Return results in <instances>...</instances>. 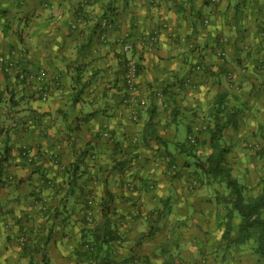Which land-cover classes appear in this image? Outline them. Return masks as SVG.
Listing matches in <instances>:
<instances>
[{"label":"crops","instance_id":"1","mask_svg":"<svg viewBox=\"0 0 264 264\" xmlns=\"http://www.w3.org/2000/svg\"><path fill=\"white\" fill-rule=\"evenodd\" d=\"M155 31L159 43L148 45ZM263 32L264 0H0V56L28 55L33 69L48 71L43 86L0 71V264H45L44 257L49 264H89L78 256L82 231L94 226L85 224L89 212L99 221L106 188L121 236L109 264H174L177 257L185 264H261L255 240H224L226 210L216 198L227 189L203 179L196 166L212 152L208 135H200L194 153L178 140L181 126L187 136L192 127L213 126L222 99L229 125L221 142L231 149L233 176L248 200L261 194ZM127 42L141 65L130 103L131 55L121 51ZM150 110L160 140L148 147L142 136ZM162 153L177 165L176 176L155 163ZM134 156L130 191L116 164ZM72 166L78 179L64 208L71 180L65 168ZM164 204L167 215L146 236L150 215ZM240 223L235 217L234 239ZM26 240L33 251L24 250Z\"/></svg>","mask_w":264,"mask_h":264},{"label":"trees","instance_id":"2","mask_svg":"<svg viewBox=\"0 0 264 264\" xmlns=\"http://www.w3.org/2000/svg\"><path fill=\"white\" fill-rule=\"evenodd\" d=\"M209 1L212 3V0ZM138 70L140 75V62H138ZM213 110V126H211L210 124H206L203 131H201L197 137V146H191L188 143V137L192 133L194 127L188 130L189 134L187 136L186 142L181 146L186 150V152L191 151L192 153H194L199 147L200 135L202 133H206L208 135L212 152L204 160L198 158L196 166L197 169L200 171V176H202L203 179H206L209 183L221 184L227 189L226 194L218 195L216 198L218 206L224 207V209L226 210V231L224 234V240L226 241L228 246H240L248 243L251 240H255L257 244L255 253L259 254L262 258H264V189L261 194L254 199L248 200L245 197L246 188L242 184H240L236 178H234L233 170L228 160L229 155L231 153V149L228 146H224L221 142L223 134L229 125V122L223 121L221 116V114H223V112L225 111L224 101L220 99L217 102L216 106H214ZM154 118L155 112L153 110H150V119L146 124L144 134L142 136V143L144 144V146L150 147V142L152 140H160L156 133ZM162 156H165L168 160L169 167L165 168L168 169L169 172L170 167L175 165V162L171 160L166 153L157 155L155 161L160 159ZM135 157L136 156H134L133 158L126 159L124 161L117 162L116 168L122 169L121 171L124 179H126L125 170H127V168L134 163ZM65 170L71 173V180H69L68 183V193H66V195L62 199V205L64 206V208L66 207L68 198L72 196L75 192V190L73 189L75 188L76 181L78 179L76 177V171L78 170L77 166L65 168ZM176 174L173 175V177L176 176ZM150 187H152V185ZM113 201L114 196L106 188L101 203L99 221L95 224L93 223L94 226L92 225V228H84L82 231V244L80 249L81 251L79 252L78 256L82 258L83 261H85L86 263H114L115 259L110 254V248L112 246V243L121 240V236L113 219ZM168 208L169 204H164L160 210L155 211L150 215L151 220L155 221L153 222L152 230L146 236L149 237L152 234L155 224H157V222H159L162 218L167 215ZM235 217H238L241 220V223L239 225L240 236L234 239L232 232L233 221ZM85 224L86 226H91L88 225L87 221ZM50 234L51 230H49V235ZM49 238L50 236H48L44 244H47L49 242ZM30 244L31 243L26 240L23 243L24 250L33 251L31 250L32 248L30 247ZM119 261L120 262L118 264H131L133 258H128ZM44 263L49 264L46 257H44ZM181 263L182 261H180L178 257L174 259V264Z\"/></svg>","mask_w":264,"mask_h":264},{"label":"built area","instance_id":"3","mask_svg":"<svg viewBox=\"0 0 264 264\" xmlns=\"http://www.w3.org/2000/svg\"><path fill=\"white\" fill-rule=\"evenodd\" d=\"M218 0H212V3H217ZM207 23V22H206ZM159 31L153 32L150 37L147 39V44L151 46H155L159 43ZM102 40H105V35L102 37ZM133 45L130 42L124 43L122 45V53L126 55H131L130 57H127L125 59V71H126V76H125V85L127 89V94H128V103L132 102V100L135 98L137 92H138V76H139V70H138V61L132 57L133 53ZM220 55H222L220 53ZM24 61H21L20 59L13 58L12 56H0V71L13 76L16 78L19 82L25 83V84H37L40 86H43L48 79L47 75V70L45 68L41 69H33L28 63L30 62V56L26 55L24 56ZM196 72L202 71L201 66H196L195 67ZM57 82V83H56ZM55 84L58 86L59 82L56 81ZM190 82H188L189 85ZM41 99L43 101H48L49 100V94L47 92H44L41 95ZM205 128V125L203 126H196L193 128L192 133L188 137V143L191 146H197V137L201 131ZM102 137L109 140L113 141L111 133L108 130H104L102 133ZM132 143L134 145L139 144V140L135 138ZM255 149L259 151L261 149L260 145L257 144L255 146ZM156 164L162 165L166 168L169 167L168 160L165 156H162L160 159H158ZM133 164H131L127 170H125V182H124V188L126 190H133L135 187V180L133 179V170H134ZM178 172V167L177 165H173L169 169V176H173ZM86 221L88 225H92L94 223V217L93 213L89 212L86 215ZM183 264V263H181Z\"/></svg>","mask_w":264,"mask_h":264},{"label":"rangeland","instance_id":"4","mask_svg":"<svg viewBox=\"0 0 264 264\" xmlns=\"http://www.w3.org/2000/svg\"><path fill=\"white\" fill-rule=\"evenodd\" d=\"M186 137H187V128L185 126H183V127L181 126V135H180L179 140H178L179 143L180 144L185 143ZM187 159H190L191 164H192V162H193V165L195 164L194 159L192 157L190 158L189 156H187ZM260 261H262L261 264H264V258L261 259ZM182 263L185 264L183 261H182Z\"/></svg>","mask_w":264,"mask_h":264}]
</instances>
